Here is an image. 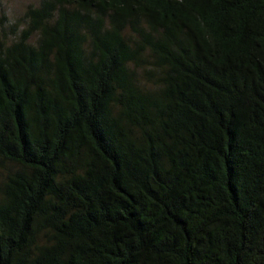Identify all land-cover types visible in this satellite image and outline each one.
<instances>
[{"label":"trees","instance_id":"obj_1","mask_svg":"<svg viewBox=\"0 0 264 264\" xmlns=\"http://www.w3.org/2000/svg\"><path fill=\"white\" fill-rule=\"evenodd\" d=\"M0 264H264V0L0 4Z\"/></svg>","mask_w":264,"mask_h":264},{"label":"rangeland","instance_id":"obj_2","mask_svg":"<svg viewBox=\"0 0 264 264\" xmlns=\"http://www.w3.org/2000/svg\"><path fill=\"white\" fill-rule=\"evenodd\" d=\"M37 2L38 0H0L1 7L11 17L22 15L28 4Z\"/></svg>","mask_w":264,"mask_h":264}]
</instances>
